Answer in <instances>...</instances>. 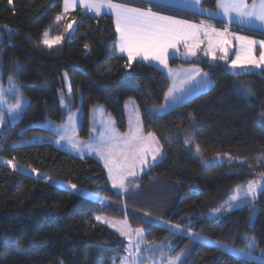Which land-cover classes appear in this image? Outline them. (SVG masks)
Listing matches in <instances>:
<instances>
[{
  "label": "trees",
  "instance_id": "16d2710c",
  "mask_svg": "<svg viewBox=\"0 0 264 264\" xmlns=\"http://www.w3.org/2000/svg\"><path fill=\"white\" fill-rule=\"evenodd\" d=\"M202 4L218 9L217 0ZM64 7L65 0H0V79L7 83L12 77L29 100L22 120L9 123L0 134V264L120 261L127 242L100 223L97 214L144 229L148 245L174 246L173 255L184 254L182 264H264L237 254L264 256V191L232 211L225 205L236 187L264 175V73L235 74L224 63L173 57L170 67L203 66L213 86L162 114L171 88L167 72L140 59L129 62L119 53L113 16L82 9L67 13ZM69 24H75L72 33ZM45 32L59 42L43 44ZM66 73L75 106L81 99L85 111L82 139L90 137V112L96 105L105 107L126 133V104L135 99L145 133L155 135L163 147L164 159L132 178L127 194L115 191L108 170L94 158L75 156L49 141L17 144L38 135L55 136L45 124L64 122ZM245 83L252 99L240 89ZM197 146L201 156L195 153ZM217 156L226 159L206 163ZM250 237H255L251 249L246 246ZM208 241L218 242L220 249Z\"/></svg>",
  "mask_w": 264,
  "mask_h": 264
},
{
  "label": "snow or ice",
  "instance_id": "6c2138e0",
  "mask_svg": "<svg viewBox=\"0 0 264 264\" xmlns=\"http://www.w3.org/2000/svg\"><path fill=\"white\" fill-rule=\"evenodd\" d=\"M12 0H9L11 3ZM79 4L89 11H95L97 15H100L102 9L105 7L111 9L115 17V31L118 34V45L120 52H126L128 60L131 62L137 57H142L143 60H155L160 64L167 67V52L169 48H175L180 41H187L190 36L195 33L190 31L196 29V25H189L187 21L177 20L171 16H163L158 12L153 11L151 7L145 9L143 7H129L127 4L112 3V0H78ZM151 2V0H149ZM77 0H65V11L69 7L76 6ZM192 3L199 5L201 0H192ZM217 8L222 10L223 15L231 18L232 13L236 16L246 18L249 23L259 22L260 26L264 28V0H259V4L253 3L251 6L245 3V0H217ZM61 17H57V20ZM71 28V24L68 25ZM42 43L48 47H52L47 37L48 33L45 32ZM221 36L223 33L220 34ZM59 37L56 38V42H59ZM236 39L242 41L241 51L237 53L234 60L231 62V67L236 69L237 67L246 68L247 65H251L255 68H262L264 65V51H261L259 61L252 57V48L256 44V41L248 40L246 37H236ZM260 46L264 49V41H260ZM187 47V44H185ZM87 47V46H86ZM190 55H196V52L189 48ZM206 55L208 53H205ZM215 58V57H213ZM227 58V52L225 50V56L221 59ZM246 61V63H242ZM264 70V69H262ZM171 72V69H169ZM12 80V77H9ZM15 88V85H13ZM8 91H12L9 89ZM175 88H169L165 95L166 101L176 102L179 98L174 94ZM251 94V93H248ZM4 95V90L0 88V99ZM63 103V101H62ZM21 101L8 109L9 114H18L21 109ZM163 107V106H162ZM264 115V114H262ZM13 118H15L13 116ZM5 115L0 113V125L5 123ZM71 121V116L69 117ZM58 131V130H57ZM67 129H65V135H61L60 139L66 138ZM155 137L152 133H148L145 137L142 134L139 117L136 119L135 129L131 128L130 131L125 134L116 133L114 129L110 127V122L105 125L104 131L101 133V137L95 144L87 145L89 152H95L102 160H104V167L108 169L109 177L113 182V187L126 191L125 181L129 176H135L134 168L137 164L141 166L151 167L148 162V155L151 154V160L156 161L157 157L161 155L162 146L155 143ZM60 141L58 140L57 143ZM69 142L72 148L77 152L82 151V147L69 138ZM188 143V141H185ZM197 150H199L197 146ZM7 163L16 170V165L11 160ZM33 172L36 169L32 170ZM51 181V177L47 178ZM73 189L76 185H71ZM249 194H254V182L249 181V186L246 192H242L237 187L234 195L226 202L228 209L230 210L238 199ZM239 207V204H235ZM215 212H220L221 209L217 208ZM99 219V217H97ZM179 228V226H177ZM138 234L143 230H137ZM126 233L121 230V235ZM195 238V237H194ZM210 246H216L218 250L220 245L218 242L208 241ZM249 249L255 247V237L248 238L247 245ZM138 247V246H137ZM238 255H247L245 253H237ZM181 257L177 256L174 260H170L169 264H176L180 261ZM182 264V262H181Z\"/></svg>",
  "mask_w": 264,
  "mask_h": 264
},
{
  "label": "rangeland",
  "instance_id": "374dc122",
  "mask_svg": "<svg viewBox=\"0 0 264 264\" xmlns=\"http://www.w3.org/2000/svg\"><path fill=\"white\" fill-rule=\"evenodd\" d=\"M68 13V11H66ZM75 30V24L71 25V28H69V32L72 33ZM4 38V33L0 31V44L2 43V40ZM47 39L52 42V45L57 44L56 40L51 39L49 36ZM212 37L211 40L206 44L205 51L208 54L214 53L218 49V40H214ZM230 45V44H229ZM231 54H229L228 57H232L233 55V48L230 47ZM225 51V50H224ZM235 53V50H234ZM228 57L226 59H222V62H217L212 57L209 61L213 65H217L224 62H229ZM243 63V61H242ZM231 69V70H230ZM230 72L238 74L242 72V74L247 73H253V72H247L250 70H246V68L237 67L236 69H233L230 65ZM64 81H65V87L61 90L62 91V106L63 111L65 114L64 122L61 124H56L54 122L48 121L45 126L48 129H51L55 136L51 139H47L44 135H38L31 139H26L18 142V145H37V144H43L47 141L53 143L56 147L62 149L63 151H66L68 153H71L78 157H91L98 161H100L104 165V160H102L95 152H89L87 149V145L89 144H95L99 141L101 137V133L104 131V127L106 124L110 122V127L115 130L116 133L119 134H125L119 131L117 127L116 120L114 116L110 113H108L105 109V107L101 105L93 106L90 112V137L88 140H84L80 137L82 125L85 118V111L83 109L82 100L80 99V106L76 107V98L74 95V92L71 89L69 76L66 73L64 75ZM244 87H241V91L244 94V96L248 99H252L254 97L251 86H248V83H245ZM15 85V88L13 87ZM0 88L4 90V95L2 99H0V113H3L5 115V123L3 125H0V134L2 133L5 126H7L9 123H18L22 120L24 112L26 110V107L29 103V100L21 93L20 86L17 82H15L14 79L9 80L7 83H4L3 80L0 79ZM9 89H12V91H8ZM251 93V94H248ZM81 98V97H80ZM21 101V109L18 114H9L8 109L15 105L17 101ZM185 102H171L167 101L165 105L162 107L160 112L162 114H167L170 111H172L177 106L181 105ZM75 107V108H74ZM126 114H127V121H128V131H130V120H131V128L135 129L136 127V119L139 117V123L141 127V131L143 136L147 137L145 134L144 126H143V120L142 115L140 112V109L138 107V104L135 99H129L126 104ZM13 116L15 118H13ZM71 116V121L69 120V117ZM263 116L260 117L262 119ZM143 128V129H142ZM65 129H67V135L66 138L61 140L60 136L65 135ZM58 130V131H57ZM155 137V141L153 142L154 146L155 143L158 142V145L161 146L159 143L157 137ZM69 138H71L72 141L76 142L79 146L82 147L81 152H77L75 149L72 148L71 143L69 142ZM60 141L57 143V141ZM196 155L201 156L202 151L196 150ZM165 151L162 147L161 149V155L157 157L156 161L151 160V154L148 155L147 159L149 164L152 166L156 163H159L162 161L165 157ZM226 159L225 156H217L213 160L206 161L207 164L210 163H217V162H223ZM149 167L147 166H141L140 164H137L134 168L135 176H129L127 177L125 181V187L126 191L121 190L119 188H115V191L121 193V194H127L131 189L129 186V181L132 178H138L137 176L144 173ZM107 169V168H106ZM108 170V169H107ZM111 180V179H110ZM254 182V194H249L248 196L241 197L236 202H234V205L229 210L228 205L225 204L226 211H232L238 207L235 206V204H239L241 206L245 205L249 199H255L257 198L263 191H264V175L263 176H256L252 178ZM111 184L113 186V182L111 180ZM249 183L245 186H238L242 192H246L248 189ZM237 187L233 190L232 195L235 194ZM230 196V197H231ZM230 199V198H229ZM106 202V201H105ZM224 208V207H223ZM100 223L109 226L114 231L119 233V235L127 242V249L126 254L123 256V258L120 261H117L115 258L112 262V264H169L170 260H174L177 256L181 257L180 261H177L176 264H181V262L184 259V254L179 255H173V252L175 250L174 246H164L159 244L154 245H148L146 241V231L142 229L143 231L138 234L137 230L141 229H133L129 222L127 220H119V219H113L110 217H107L102 214H97L96 218ZM121 230H123L126 234L121 235ZM181 233V232H179ZM194 239L196 240H205V238L201 234H194L190 233ZM138 246V247H137ZM238 253H242L239 251ZM247 255H241L245 258H250L252 260L264 263V256L263 254H255L253 251L250 252H244Z\"/></svg>",
  "mask_w": 264,
  "mask_h": 264
},
{
  "label": "crops",
  "instance_id": "0c3cea01",
  "mask_svg": "<svg viewBox=\"0 0 264 264\" xmlns=\"http://www.w3.org/2000/svg\"><path fill=\"white\" fill-rule=\"evenodd\" d=\"M139 1L160 6V8L157 9L153 8L152 6H145L143 7L145 9L151 7L153 11L158 12L160 15L171 16L177 20L187 21L189 25L197 26L196 29L190 30L195 34L190 36L187 41L182 40L177 43L175 48L168 49L167 67H164V65L155 60L145 61L142 59V57L136 58L167 72L171 78V88L176 89L174 94L179 98L176 102H187L197 95L211 89L213 86V81L210 72L199 64H179L176 67H170V60L173 57L182 61H197L207 59L209 63V60L212 57H215V61L222 62L221 57L225 56L224 50H226L228 57L229 54H231L230 47H232V57H228L229 62H224L228 69H230L231 62L235 59L237 53L241 51V46L243 43L242 41L236 39V37H246L248 40L256 41V44L253 45L252 48V57H254L255 60L259 61L260 53L261 51H264L259 43L260 41H264V28L260 26L259 22L249 23L246 18L238 17L235 13H232L231 18H229L224 16L222 10L219 9L216 11L208 10L203 6V0H201L199 5L192 3V0H151V2H149V0ZM112 3L127 4L129 7H140L126 3L123 0L112 1ZM245 3L251 6L253 3L259 4V0H245ZM164 8H171L180 12L174 13L173 11H166ZM78 9H82L86 13L97 15L95 11H89L82 7L78 0L76 6L69 7L67 11L69 13ZM100 15H111L114 17L111 9L106 7L102 9ZM221 33H223L222 36L220 35ZM212 37L214 40L219 41L218 49L214 53L206 55V44L211 40ZM185 44H187V47ZM189 48H192L196 52V55H190ZM119 53L124 57H128L126 52L122 53L119 51ZM243 63H246V61H243ZM169 69H171V72ZM262 69H264V65H262V68H255L251 65H247L246 67V70H250L247 72L264 73V70ZM128 132L129 131L127 130L126 133ZM146 135L148 136V134Z\"/></svg>",
  "mask_w": 264,
  "mask_h": 264
}]
</instances>
